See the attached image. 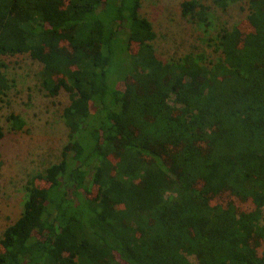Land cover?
Here are the masks:
<instances>
[{
  "label": "trees",
  "instance_id": "trees-1",
  "mask_svg": "<svg viewBox=\"0 0 264 264\" xmlns=\"http://www.w3.org/2000/svg\"><path fill=\"white\" fill-rule=\"evenodd\" d=\"M180 6L214 58L160 59L141 0H0V100L19 54L69 100L61 158L29 178L0 264H264V0L213 34L208 5Z\"/></svg>",
  "mask_w": 264,
  "mask_h": 264
},
{
  "label": "rangeland",
  "instance_id": "rangeland-1",
  "mask_svg": "<svg viewBox=\"0 0 264 264\" xmlns=\"http://www.w3.org/2000/svg\"><path fill=\"white\" fill-rule=\"evenodd\" d=\"M184 0H141L140 14L153 25L156 55L162 60H176L189 52L204 51L209 58L216 52L207 40L204 25L184 16ZM210 7L211 34L219 27L239 24L244 27L248 0L231 4L223 11L213 0H197ZM7 75L13 86L0 100V123L4 136L0 139V238L7 225L21 213L29 178L58 162L68 141V129L62 118L68 96H46L38 90V71L41 64L27 54L6 58ZM19 114L25 121L21 131L10 129L8 117ZM241 206V204H239Z\"/></svg>",
  "mask_w": 264,
  "mask_h": 264
}]
</instances>
